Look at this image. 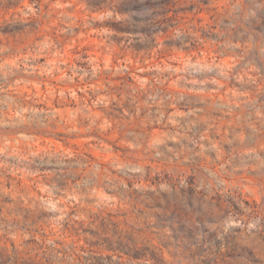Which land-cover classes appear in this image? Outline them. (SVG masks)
Masks as SVG:
<instances>
[{
  "label": "rangeland",
  "instance_id": "obj_1",
  "mask_svg": "<svg viewBox=\"0 0 264 264\" xmlns=\"http://www.w3.org/2000/svg\"><path fill=\"white\" fill-rule=\"evenodd\" d=\"M0 264H264V0H0Z\"/></svg>",
  "mask_w": 264,
  "mask_h": 264
}]
</instances>
